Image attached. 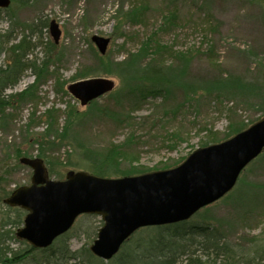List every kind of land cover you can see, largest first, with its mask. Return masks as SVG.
<instances>
[{"label": "rangeland", "instance_id": "rangeland-1", "mask_svg": "<svg viewBox=\"0 0 264 264\" xmlns=\"http://www.w3.org/2000/svg\"><path fill=\"white\" fill-rule=\"evenodd\" d=\"M51 21L62 32L58 44L42 25ZM31 27L34 70L5 91L0 108V199L31 184L24 157L43 159L53 180L99 170L118 179L177 167L264 117V0H12L0 10V34L14 43ZM94 37L110 38L104 56ZM9 61L3 53L0 66ZM147 72L165 79V97L137 98ZM93 78L111 80L113 92L82 107L68 87ZM25 215L0 203V237L16 250L27 245L6 235L15 238ZM195 218L236 244L262 236L264 152ZM98 221L83 216L66 234L81 258L68 264L109 263L89 253Z\"/></svg>", "mask_w": 264, "mask_h": 264}, {"label": "water", "instance_id": "water-1", "mask_svg": "<svg viewBox=\"0 0 264 264\" xmlns=\"http://www.w3.org/2000/svg\"><path fill=\"white\" fill-rule=\"evenodd\" d=\"M11 0H0L6 9ZM55 43L61 38L56 21L50 23ZM101 55L110 39L94 37ZM114 88L109 79H88L68 87L81 106ZM264 151V117L222 143L198 148L178 167L135 177L106 179L71 171L64 181L49 179L44 161L21 159L33 169L32 185L16 189L4 203L28 212L16 237L35 249H47L66 234L82 215L101 217L103 226L90 250L110 261L140 229L190 220L235 187L241 173Z\"/></svg>", "mask_w": 264, "mask_h": 264}, {"label": "trees", "instance_id": "trees-1", "mask_svg": "<svg viewBox=\"0 0 264 264\" xmlns=\"http://www.w3.org/2000/svg\"><path fill=\"white\" fill-rule=\"evenodd\" d=\"M42 25L44 29L48 28L47 22ZM29 32H31L29 35H23L16 43H14L15 37L13 38L9 33L0 34V57L7 52L10 57L7 67L0 66V108L8 102L3 97L5 91L17 86L25 72L34 70V61L28 60L27 57L33 52L32 36L36 34V31L34 27L33 29L31 27ZM144 71H148V68ZM152 71L154 67H151L150 73ZM150 73H145L143 84L136 91L137 98L146 100L150 97H165V94H168L165 90V84H167L165 79H157L149 75ZM247 127L242 126L236 133L228 135L225 140ZM206 145L208 144L202 146ZM109 159L105 162L108 163ZM92 172L99 177L108 176V173L103 170ZM137 175L140 174L133 176ZM8 196L9 193L2 196L0 203L3 204ZM84 217L91 218V216ZM195 217L187 222L141 229L123 245L119 254L108 264H264V233L260 237H254L249 245L236 244L231 242L215 225L199 222ZM98 222L101 226L102 223ZM10 225L20 227L21 221L5 224L6 227ZM100 226L95 227L96 231ZM12 234L6 235L11 242L16 240L14 233ZM65 237L66 235L58 238L51 247L44 250L33 249L25 242L21 243L27 245V248L16 250L0 237V264H18L29 257H32L37 264H68L70 261L81 259L79 251L70 250ZM17 242L20 243L18 240ZM80 262L85 264L84 261Z\"/></svg>", "mask_w": 264, "mask_h": 264}]
</instances>
